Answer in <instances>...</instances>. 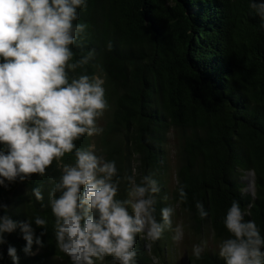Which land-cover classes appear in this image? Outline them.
I'll use <instances>...</instances> for the list:
<instances>
[{"label":"trees","instance_id":"obj_1","mask_svg":"<svg viewBox=\"0 0 264 264\" xmlns=\"http://www.w3.org/2000/svg\"><path fill=\"white\" fill-rule=\"evenodd\" d=\"M173 131V200L224 249L190 264H264V0H0V264H163Z\"/></svg>","mask_w":264,"mask_h":264},{"label":"rangeland","instance_id":"obj_2","mask_svg":"<svg viewBox=\"0 0 264 264\" xmlns=\"http://www.w3.org/2000/svg\"><path fill=\"white\" fill-rule=\"evenodd\" d=\"M96 81L101 84L103 81L96 78ZM91 115L88 123V132L91 139V162L93 169L90 174L96 177L101 182L102 189L108 200L110 214L106 217V221L112 223L117 221L116 215H114V205L107 193V186L102 183L101 177L105 172L109 170L108 161L105 159L106 155L102 152L99 144V137L107 123V111L104 103H96L90 105ZM167 175L165 178V193L168 206L170 208V233L173 235L172 241L168 244L166 253L164 254L165 264H190L189 259L195 254H201L203 252H211L222 254L224 252L223 247L219 242L215 241L213 234L210 231H204L200 237H196L190 230V222L188 216L175 204L173 200L174 192L176 189V173L179 167V157L177 150V137L176 132H171L169 141L167 144ZM136 160V159H135ZM134 162L133 167H135ZM244 184V192L254 193V175L252 172L243 174L241 178ZM129 203L131 205V212L133 215L134 226L143 233L141 239L144 243L145 253L150 255L151 245L148 237V228L146 225L144 213V199L140 193L133 192L130 195ZM163 263V264H164ZM104 264V262H101ZM148 264H162L157 258L150 257Z\"/></svg>","mask_w":264,"mask_h":264}]
</instances>
